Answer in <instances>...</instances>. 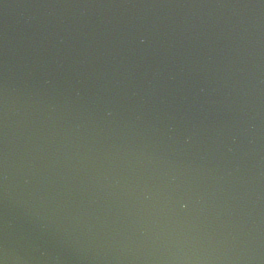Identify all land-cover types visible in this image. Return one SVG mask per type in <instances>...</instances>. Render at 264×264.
Instances as JSON below:
<instances>
[{
  "label": "water",
  "instance_id": "1",
  "mask_svg": "<svg viewBox=\"0 0 264 264\" xmlns=\"http://www.w3.org/2000/svg\"><path fill=\"white\" fill-rule=\"evenodd\" d=\"M0 264H264V0H0Z\"/></svg>",
  "mask_w": 264,
  "mask_h": 264
}]
</instances>
